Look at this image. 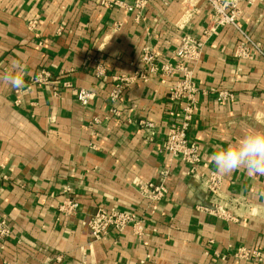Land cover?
Segmentation results:
<instances>
[{
	"label": "crops",
	"instance_id": "crops-1",
	"mask_svg": "<svg viewBox=\"0 0 264 264\" xmlns=\"http://www.w3.org/2000/svg\"><path fill=\"white\" fill-rule=\"evenodd\" d=\"M135 0H0V74L26 67L24 87L0 81V219L12 228L0 264H264V175L240 169L221 174L211 157L251 129H264V55L235 57L241 35L230 26L205 37L211 8L203 1L148 0L143 20L103 2ZM243 30L264 52V0L241 4ZM185 35L202 42L191 64L200 89L189 137L201 150L199 175L163 150L171 112L169 83L135 76L146 70L145 48L168 60ZM90 60V61H89ZM96 60V62H95ZM97 63L107 80L95 77ZM48 74L38 82L40 72ZM128 77L124 102L110 95L113 78ZM79 89L95 98L87 107ZM234 99L219 103V92ZM118 111L115 114L113 111ZM156 126L148 140L141 123ZM216 173L224 214L215 207L204 176ZM150 184L165 198L149 199ZM76 200L66 215L60 207ZM158 210L152 212L153 206ZM99 209L135 213L133 227L94 241L87 224ZM239 248L262 261H237ZM58 258H61L59 261Z\"/></svg>",
	"mask_w": 264,
	"mask_h": 264
},
{
	"label": "built area",
	"instance_id": "built-area-1",
	"mask_svg": "<svg viewBox=\"0 0 264 264\" xmlns=\"http://www.w3.org/2000/svg\"><path fill=\"white\" fill-rule=\"evenodd\" d=\"M198 1L205 2L211 8V27L205 31V37L217 32L222 27L230 26L237 30L241 35L235 50V57L243 61L254 60L256 55L260 53L264 55L261 47L254 42L250 33L243 30L239 21L241 4L251 2L252 0H185L184 4H192ZM148 4V0H135L133 5H123L120 2L108 4L103 2L104 6H117L126 9L128 12L136 13V21L143 20V10ZM202 42L197 41L190 35H185L181 44L175 49L173 54L168 60H163L160 53L153 52L145 48L142 52L141 60L146 66V70L138 72L135 76L143 81H147L150 77L157 78L162 84L168 82L172 77L174 81L169 83V101L176 107V110L171 112V117L174 122L171 123L165 142L163 143V150L169 153L176 160L186 164L190 168L191 176L199 175L200 168L203 166L202 150L200 146L192 141L189 137V132L192 127L193 119L199 110L198 95L200 89L192 80L189 68L192 63L199 60ZM90 61V60H89ZM96 62V60H95ZM48 74L44 71L38 75V82H44ZM96 79L105 82L107 80V69L100 63L95 67ZM114 87L112 89L110 98L114 103H123L124 96L129 85V78L121 75L113 78ZM78 102L87 107L95 98V93L79 89L76 91ZM234 99V94L224 91L219 92L217 102L223 103ZM119 114L118 111H113ZM142 128L146 131L148 140L153 142L156 137V126L150 121L141 123ZM4 166H0V179L7 180L3 174ZM207 184V189L212 197L215 207L203 208L207 212L213 214H224L223 207L221 206L219 189L222 180L216 174L211 172L209 175L204 176ZM149 199L152 202H161L167 191L162 185L150 184ZM79 208V203L76 200L69 201L60 207V211L66 215H74ZM158 210V206H153L152 212ZM142 223L143 220L135 213L123 212L117 209L107 210L99 209L98 212L92 216L87 224L90 231V236L94 241L106 239L112 233L121 234L127 228L133 227L136 234L142 236ZM12 237V228L6 219H0V246L1 249L5 248L6 243ZM237 261L241 260H257L262 261V253L258 250L247 248H239L234 254ZM60 261L61 258H58ZM4 264H8L7 262Z\"/></svg>",
	"mask_w": 264,
	"mask_h": 264
},
{
	"label": "clouds",
	"instance_id": "clouds-1",
	"mask_svg": "<svg viewBox=\"0 0 264 264\" xmlns=\"http://www.w3.org/2000/svg\"><path fill=\"white\" fill-rule=\"evenodd\" d=\"M26 67L17 62L0 74V81L14 89L24 87L22 73ZM221 174L244 169L250 175H264V129H251L238 140L220 148L211 157Z\"/></svg>",
	"mask_w": 264,
	"mask_h": 264
}]
</instances>
